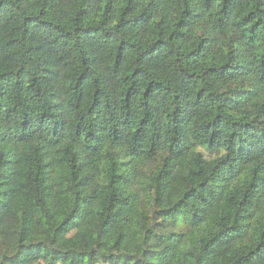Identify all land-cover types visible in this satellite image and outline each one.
Here are the masks:
<instances>
[{
	"label": "trees",
	"instance_id": "16d2710c",
	"mask_svg": "<svg viewBox=\"0 0 264 264\" xmlns=\"http://www.w3.org/2000/svg\"><path fill=\"white\" fill-rule=\"evenodd\" d=\"M264 264V0H0V264Z\"/></svg>",
	"mask_w": 264,
	"mask_h": 264
},
{
	"label": "rangeland",
	"instance_id": "374dc122",
	"mask_svg": "<svg viewBox=\"0 0 264 264\" xmlns=\"http://www.w3.org/2000/svg\"><path fill=\"white\" fill-rule=\"evenodd\" d=\"M97 264H110V263H107L105 261H101V262H97ZM114 264H120V263H114Z\"/></svg>",
	"mask_w": 264,
	"mask_h": 264
}]
</instances>
